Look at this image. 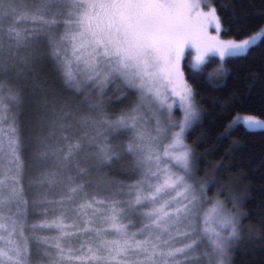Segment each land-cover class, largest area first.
Returning a JSON list of instances; mask_svg holds the SVG:
<instances>
[{"label": "snow or ice", "instance_id": "1", "mask_svg": "<svg viewBox=\"0 0 264 264\" xmlns=\"http://www.w3.org/2000/svg\"><path fill=\"white\" fill-rule=\"evenodd\" d=\"M251 15L233 0H0V264H233L264 235L243 227L227 165L198 178L187 140L204 117L194 70L219 57L202 79L219 91L227 58L264 47V8ZM233 31L249 34L221 38Z\"/></svg>", "mask_w": 264, "mask_h": 264}, {"label": "trees", "instance_id": "2", "mask_svg": "<svg viewBox=\"0 0 264 264\" xmlns=\"http://www.w3.org/2000/svg\"><path fill=\"white\" fill-rule=\"evenodd\" d=\"M228 0H216L217 4ZM237 9L251 13V19L258 21L264 0H233ZM251 32V29H249ZM247 32L222 33L224 39L241 40L247 38ZM264 47L259 44L247 58L229 57L223 66L229 70L226 87L214 91L207 87L202 79L220 65L219 58H211L200 70L201 81L195 82L200 97H204L200 106L204 111L202 122L190 131L188 143L195 145L199 160L198 178L211 175L217 164L227 165L224 176H232L239 192H247L241 211L247 214L243 221L245 229L264 234V130L252 131L237 125L229 137H222L224 129L239 115L251 116L264 121ZM251 73H256L255 81ZM235 94L239 102L227 111L212 104L209 97L224 98ZM111 95V93H110ZM236 147H233V144ZM242 178H239L241 177ZM219 183H227L220 179ZM213 193V188L209 190ZM233 264H264V235H255L244 240L234 249Z\"/></svg>", "mask_w": 264, "mask_h": 264}, {"label": "rangeland", "instance_id": "3", "mask_svg": "<svg viewBox=\"0 0 264 264\" xmlns=\"http://www.w3.org/2000/svg\"><path fill=\"white\" fill-rule=\"evenodd\" d=\"M209 31H210V34L215 35V31H214V29L210 28ZM221 38L224 39V38L222 37V34H221ZM210 57H211V58H214V57L219 58V57H217V56H210ZM211 58H210V59H211ZM208 59H209V57H208ZM208 59H207V61H208ZM186 63H187V60H186ZM203 66H204V65H203ZM203 66H201V68H202ZM201 68H200V69H201ZM200 69H195V70H200ZM121 107H123V105H121V106H116V107L114 108V110L118 112V111L120 110ZM175 116H176L177 119H179L180 116H181V113L177 110V111L175 112ZM248 117H251V116L239 115V116L235 117L234 120H237V118H239L237 125L241 124V125L245 126L248 130H252V131L264 130V127H255V128L249 129L246 125H244V124H243V120L246 119V118H248ZM252 118H254V117H252ZM254 119H257V118H254ZM234 120H233V121H234ZM257 120H260V119H257ZM233 121H232V122H233ZM260 121H263V120H260ZM232 122H231L230 124H232ZM237 125H234L233 129H234ZM208 175L211 176V172L208 173ZM221 184H224V183H221ZM217 190H218V189L213 188V193H212V194H210V193L208 192L209 197H213V196L215 195V193L217 192ZM221 199H223V196H221Z\"/></svg>", "mask_w": 264, "mask_h": 264}, {"label": "flooded vegetation", "instance_id": "4", "mask_svg": "<svg viewBox=\"0 0 264 264\" xmlns=\"http://www.w3.org/2000/svg\"><path fill=\"white\" fill-rule=\"evenodd\" d=\"M210 58H211V57H209L208 61L210 60ZM208 61H207V62H208Z\"/></svg>", "mask_w": 264, "mask_h": 264}]
</instances>
